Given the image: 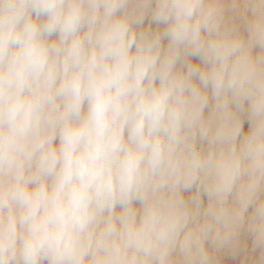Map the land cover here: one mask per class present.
<instances>
[{"label": "clouds", "instance_id": "9594fccd", "mask_svg": "<svg viewBox=\"0 0 264 264\" xmlns=\"http://www.w3.org/2000/svg\"><path fill=\"white\" fill-rule=\"evenodd\" d=\"M0 264H264V0H0Z\"/></svg>", "mask_w": 264, "mask_h": 264}, {"label": "rangeland", "instance_id": "374dc122", "mask_svg": "<svg viewBox=\"0 0 264 264\" xmlns=\"http://www.w3.org/2000/svg\"><path fill=\"white\" fill-rule=\"evenodd\" d=\"M245 127H247V124L245 125Z\"/></svg>", "mask_w": 264, "mask_h": 264}]
</instances>
